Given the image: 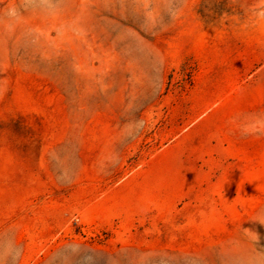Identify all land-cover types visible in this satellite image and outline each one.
<instances>
[{
    "label": "rangeland",
    "instance_id": "obj_1",
    "mask_svg": "<svg viewBox=\"0 0 264 264\" xmlns=\"http://www.w3.org/2000/svg\"><path fill=\"white\" fill-rule=\"evenodd\" d=\"M0 264H264V0H0Z\"/></svg>",
    "mask_w": 264,
    "mask_h": 264
}]
</instances>
